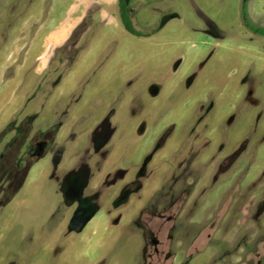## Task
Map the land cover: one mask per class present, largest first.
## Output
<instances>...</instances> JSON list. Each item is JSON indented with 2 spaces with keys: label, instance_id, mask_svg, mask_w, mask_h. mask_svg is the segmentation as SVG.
Returning <instances> with one entry per match:
<instances>
[{
  "label": "rangeland",
  "instance_id": "1",
  "mask_svg": "<svg viewBox=\"0 0 264 264\" xmlns=\"http://www.w3.org/2000/svg\"><path fill=\"white\" fill-rule=\"evenodd\" d=\"M127 1L0 0V264H264V0Z\"/></svg>",
  "mask_w": 264,
  "mask_h": 264
},
{
  "label": "trees",
  "instance_id": "2",
  "mask_svg": "<svg viewBox=\"0 0 264 264\" xmlns=\"http://www.w3.org/2000/svg\"><path fill=\"white\" fill-rule=\"evenodd\" d=\"M119 10H120V17L122 20V23L125 27V29L132 34L133 36H136L138 38L143 37V34H141L140 32H138L133 24V21L130 17V10H129V5H128V1L127 0H120L119 2ZM243 17L246 20V25L253 29L251 24L248 22L249 19V14H248V9H247V4L244 5L243 8ZM256 33H258L261 36H264V28L262 29H253Z\"/></svg>",
  "mask_w": 264,
  "mask_h": 264
},
{
  "label": "water",
  "instance_id": "3",
  "mask_svg": "<svg viewBox=\"0 0 264 264\" xmlns=\"http://www.w3.org/2000/svg\"><path fill=\"white\" fill-rule=\"evenodd\" d=\"M126 197H127V196H126ZM124 199H126V198H124ZM78 214H79V216H78V215H77L78 217L76 216L74 223H75V226H76L77 230H78V231H82V230H84V229L88 226V224L93 220L94 215H90V216H88V215L86 214V212L84 211V209L80 210V211L78 212Z\"/></svg>",
  "mask_w": 264,
  "mask_h": 264
},
{
  "label": "flooded vegetation",
  "instance_id": "4",
  "mask_svg": "<svg viewBox=\"0 0 264 264\" xmlns=\"http://www.w3.org/2000/svg\"><path fill=\"white\" fill-rule=\"evenodd\" d=\"M20 128V127H19ZM19 128H18V130L17 131H19ZM19 132H21V131H19ZM5 159H6V156L3 154V155H1V157H0V160L1 161H5ZM215 232H216V228H215V230H214Z\"/></svg>",
  "mask_w": 264,
  "mask_h": 264
}]
</instances>
